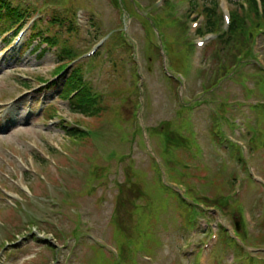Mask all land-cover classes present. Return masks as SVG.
<instances>
[{
  "label": "rangeland",
  "instance_id": "obj_1",
  "mask_svg": "<svg viewBox=\"0 0 264 264\" xmlns=\"http://www.w3.org/2000/svg\"><path fill=\"white\" fill-rule=\"evenodd\" d=\"M166 1L10 0L25 9L27 5L43 6L41 17L35 13L28 15L29 19L41 20V24L53 15L57 26L61 21L74 22L78 30L70 42L80 54L91 50L102 36L106 38L105 46L98 50L101 58L87 76L91 86L103 94L105 109L99 116L70 114L67 102L57 99L59 81L51 90L38 95L34 108L42 102L39 96L46 95L61 111L64 124L57 117L50 122L43 116L23 120L28 108L26 99L9 113L0 109V128L6 120H16L15 125L0 132V193L7 198L0 196V224L7 223L26 235L28 227L22 226L26 216L41 231L33 229L34 237H24L11 246L14 248H6V259L1 260V256L0 264H198L203 255L199 246L207 243L203 238L208 232L205 219L212 215L215 228L220 221L230 223L231 217L227 220V215L233 214L234 207L220 201L228 192L226 183L233 174L239 177L236 183L241 206L255 215L259 213L257 223L264 219V189L255 183H243L247 175L231 159L230 152L237 155L238 148L229 142L216 143L210 137L213 116L219 113L225 137L231 135L245 142L250 149L246 166L249 162V167L264 178V120L261 123L257 116L264 114V109L258 105L253 108L264 101L263 93L256 87L260 73L247 65L242 67L246 77L243 84L234 81L236 78H227L212 96L202 94L207 70L199 75L195 68L198 63L206 67L216 42L212 40L201 55L198 52L192 55L187 42L199 39L189 25L198 16L190 14L186 18L185 0H169L174 4L173 11L164 15L165 5L159 8L155 3ZM222 9L227 10L224 2ZM78 10L82 13L75 20L72 13ZM157 16L166 39L172 40L171 45L167 43L168 49L172 50V46L177 51L174 57L169 56L173 68L183 69L185 54L192 60L182 88L174 85L170 73L169 77L164 74L163 58L148 49L159 39L151 33L148 17L159 23ZM175 18L188 24L185 35L171 21ZM120 28L125 29L131 45L133 39L138 43L137 63L142 67L143 77V82L139 80L140 87L135 84L132 63L123 46H112L108 57L103 59L111 46L107 36L120 40ZM33 32L32 29L25 42ZM5 46L0 41V51ZM33 46L21 53L15 50L5 56L0 54L1 105L36 87L40 83L36 76L52 78L57 66L55 51L36 50ZM255 52L257 58L264 57V36L259 38ZM140 88L144 102H139L137 108L135 98L136 94L139 98ZM196 99L203 101L187 113L186 102ZM77 120L91 131L90 136L80 141L68 140L64 133L67 129L63 127L67 124L72 127L69 122ZM228 120L234 125H247L248 131L244 134V127H229ZM51 147L61 153L50 155ZM28 188L36 194L35 198L45 201L40 209L29 206L24 193ZM13 203H17L18 209H14ZM220 205L224 206L225 218L216 210ZM211 210L216 211L207 213ZM39 217H47L49 222H40ZM81 219L89 221V234L80 224ZM235 219L239 225L238 216ZM55 223L57 228L53 226ZM3 228L0 242L10 231ZM258 234L255 225L245 238L249 247L246 251L250 253V260H246L235 258L230 235L220 233L212 249L217 252L215 264H264V250L252 249L264 247L257 242ZM85 235L94 241L90 242ZM44 238L50 240L48 244L42 242Z\"/></svg>",
  "mask_w": 264,
  "mask_h": 264
},
{
  "label": "trees",
  "instance_id": "obj_2",
  "mask_svg": "<svg viewBox=\"0 0 264 264\" xmlns=\"http://www.w3.org/2000/svg\"><path fill=\"white\" fill-rule=\"evenodd\" d=\"M243 3L233 0V7L231 11L232 20L227 31L221 34L215 44V48L210 53L212 58L211 71L215 73L213 79L209 81L207 88L213 87L218 83V78L229 72L228 64L226 61L230 60L233 64L237 62V56L243 53L248 48L250 37L253 33L264 24V16L260 20L256 1L255 0H242ZM191 8L196 7L195 0H190ZM202 12L206 16L205 30L218 31L220 28V15L218 14L217 2L209 0L202 5ZM18 7H12L7 0H0V32L11 27L15 24L21 15H19ZM72 27H68V32H72ZM44 42L47 46L58 47L56 50V57L60 60H68L73 58L76 52L68 44L66 39H60L56 34L48 37L45 33L38 32L32 41ZM31 44V42L29 43ZM155 52L158 54L157 50ZM62 68L59 66L54 70L56 73ZM81 68L78 66L72 71V74L66 81L65 89L62 98L66 97L72 90H79L77 95L69 102L71 112L85 117L96 115L100 111L102 104V95L97 92H92L90 85L82 80ZM39 79L43 80L41 77ZM27 86V85H26ZM205 88V87H204ZM53 109L47 111L46 115H51ZM215 137L219 134L218 121L215 120L214 127ZM70 137L82 138L83 134L76 130L68 132ZM238 154V153H236ZM238 249L240 248L236 245Z\"/></svg>",
  "mask_w": 264,
  "mask_h": 264
}]
</instances>
